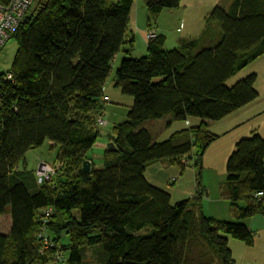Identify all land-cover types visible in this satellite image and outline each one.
<instances>
[{
	"label": "trees",
	"instance_id": "obj_1",
	"mask_svg": "<svg viewBox=\"0 0 264 264\" xmlns=\"http://www.w3.org/2000/svg\"><path fill=\"white\" fill-rule=\"evenodd\" d=\"M134 2L36 0L13 36L16 57L0 74V220L10 208L12 222L8 235L0 232V264H83L90 246L104 251V264H234L230 239L254 244L244 221L264 214V138L239 140L227 161L224 192L234 221L204 212L201 160L220 137L210 124L259 97L256 74L227 84L264 56V0H232L212 10L200 39L170 51L159 35L146 56L123 59L115 83L133 104L109 133L104 166L54 181L69 161L71 169L81 165L101 136L96 123L111 101L103 88L116 56L133 50L126 35ZM179 5L148 0L147 9L157 16ZM166 117L198 124L156 141L144 124ZM46 142L60 147L59 170L42 187L19 165ZM194 158V198L173 203L146 178L157 162L184 172Z\"/></svg>",
	"mask_w": 264,
	"mask_h": 264
},
{
	"label": "rangeland",
	"instance_id": "obj_2",
	"mask_svg": "<svg viewBox=\"0 0 264 264\" xmlns=\"http://www.w3.org/2000/svg\"><path fill=\"white\" fill-rule=\"evenodd\" d=\"M166 49L171 51L176 48H174V46L167 45ZM17 51L18 44L14 38H12L6 44V46L0 50V74L11 71ZM124 54L125 53L123 50L118 58L122 57L123 60L133 56L132 54V56H125L123 58ZM261 60L262 59L250 64L240 73H238L233 79H231L227 84L229 87H232L240 80H243L252 74L257 75L255 90L258 92L259 97L256 101L253 102L251 107L246 109L248 111H252V116L250 118H244L243 115L233 117L232 120H234V118L245 120H241L243 122L239 123L243 124L230 133H227L226 130L231 129L230 123L232 122V120H230V118L226 119V121L223 122L220 121L221 123L216 122L211 123L210 125V131L216 135H219L220 137L211 144L201 160V180L202 185L209 191L212 199L221 198L222 191L225 188L227 178V161L235 150L234 146L229 152L232 147V138L239 137L238 139L242 140L250 138L253 135H259L260 137L264 138V61ZM120 64L121 62L117 63V61H114L113 69L108 79L109 86L106 96H108L111 101L106 104L104 109L106 113L105 118L111 123V126L108 129L100 130L101 136L97 138L96 145L90 152H88L87 156L85 157V161L91 163V169L98 167L101 168L104 166L105 160L109 156L107 151L108 141H111V137L109 138V133L115 124L122 123L127 119V115L129 112V105L127 103V100L133 101L131 97L122 95L121 91L116 87V71L119 68ZM95 118L96 116L94 117V120ZM175 124H178L180 126L183 123L176 122ZM93 129L99 130L98 128H96L95 122H93ZM222 133L225 135H223ZM168 137L169 134H160L157 139H160L159 141H164L168 139ZM59 151L60 147H51V145L46 142L42 146V148L28 153L25 156L24 160L20 163L19 168L22 173L27 174V177H32L36 172L35 168L40 158L44 159L48 164L54 166L57 163V156L59 154ZM196 158L198 160V157ZM193 161L189 162L188 167L191 169V173H189L191 179L195 181V158ZM69 162L66 167H63L61 175L55 178L54 181L59 180L58 182L60 184H64L65 182H68L69 177L73 174V171L77 172V174L80 172V170L83 171L84 162L79 166H74L76 167L75 169H71ZM216 207L217 206L214 203H211L207 206L206 211L209 217L217 219L216 216H214L217 212ZM10 211L11 209L8 208L6 214L4 215L5 219L7 217H10ZM257 217L260 219H258V221L253 224L252 229L253 231H257L258 234L253 235L254 244L252 246H247L242 241L230 239V249L232 251L234 264H264V227H261V225L263 224L264 214H260ZM5 226L6 225H4L3 222V230H5ZM70 242L71 241L67 236H63V246L69 247L71 244ZM104 254V251L99 246L85 247L81 255L83 264H104ZM69 256L70 252H67V257Z\"/></svg>",
	"mask_w": 264,
	"mask_h": 264
},
{
	"label": "crops",
	"instance_id": "obj_3",
	"mask_svg": "<svg viewBox=\"0 0 264 264\" xmlns=\"http://www.w3.org/2000/svg\"><path fill=\"white\" fill-rule=\"evenodd\" d=\"M148 0H135L131 14H130V22L128 25V31L126 35V41H133V50L129 54H127L129 45L123 48L125 56H132V58H140L146 56L148 53V42L146 41L145 35L148 29L154 28L158 31L160 36L165 38L164 48L166 49L167 45L174 46V48L180 47L183 42L198 40L202 37L205 28L206 21L209 17V14L216 7H221L224 9H228L232 3V0H180V5L176 9L166 10L157 16H151L147 9ZM212 30L217 33V26L213 24L211 26ZM144 45V46H143ZM167 50V49H166ZM121 53V52H120ZM120 53L116 56L114 61L117 63L122 61V57L118 58ZM264 61V56L259 58ZM257 60V61H258ZM261 60V61H262ZM255 63V62H254ZM113 69V66H112ZM108 80L103 88L104 96L108 91ZM129 105V109L131 108L133 101L127 100ZM253 103L244 107L243 109L237 111L236 113L230 115L226 119L232 120L233 117H238L239 115H243L244 118H250L252 116V111H248L249 107H251ZM246 110V111H245ZM245 111V112H244ZM229 120V121H230ZM241 120L245 119H235L230 123L231 129H226L227 133L232 132L239 126H241L243 122ZM220 122V123H221ZM170 125L168 126V124ZM176 122H171L170 117H166L159 121H150L144 124V127L148 129L154 139H157L160 134H169V137L185 128H189L192 125L198 124L197 120H189L187 123H183L182 125L175 124ZM166 125V127H165ZM177 125V126H176ZM211 125V124H210ZM165 127V128H164ZM223 134V133H222ZM225 135V134H223ZM168 137V138H169ZM239 137L232 138V148L236 145V143L240 140ZM108 141V146H109ZM108 149V148H107ZM40 161H45L44 159H39L35 170L38 167ZM46 162V161H45ZM100 168V167H98ZM195 172V181L191 179L189 173H191V169L187 167L184 172H182L180 165L170 164L168 161L157 162L147 168L146 178L147 180L154 186L164 189L168 191L172 196V202L176 203L182 200L190 199L196 197V171ZM211 203H214L216 207V218L221 221H234V215L231 209V202L226 197L224 190L222 191L221 198L212 199L209 191H206V197L204 198V212L207 214V206ZM241 206H245L244 204H240ZM263 218V217H262ZM257 216L245 220L244 223L249 227L250 231L255 235L258 234L257 231H253L252 226L254 223L258 221ZM3 222L5 226V230H3ZM11 217L4 216L0 220V232L4 235H8L11 229ZM261 227H264V218L263 224Z\"/></svg>",
	"mask_w": 264,
	"mask_h": 264
},
{
	"label": "built area",
	"instance_id": "obj_4",
	"mask_svg": "<svg viewBox=\"0 0 264 264\" xmlns=\"http://www.w3.org/2000/svg\"><path fill=\"white\" fill-rule=\"evenodd\" d=\"M35 1L36 0H0V50L13 38ZM158 37L159 33L154 28L148 29L145 35L148 43L155 41ZM11 78L12 76L9 74L5 80L10 81ZM108 100V97L104 98L105 102ZM96 125L100 129H105L110 125V122L106 120L105 115H102L98 118ZM58 170L59 165L52 166L46 162H40L35 172L38 184L43 187L49 183L57 174ZM263 196L264 194H259V197ZM49 212L50 211H48L47 215ZM60 260L61 259H57L56 264H60Z\"/></svg>",
	"mask_w": 264,
	"mask_h": 264
},
{
	"label": "water",
	"instance_id": "obj_5",
	"mask_svg": "<svg viewBox=\"0 0 264 264\" xmlns=\"http://www.w3.org/2000/svg\"><path fill=\"white\" fill-rule=\"evenodd\" d=\"M112 146H113V144H109V146H108V150H109L110 147H112ZM83 171H84V172H90V171H91V163H90V162H87V161L84 162Z\"/></svg>",
	"mask_w": 264,
	"mask_h": 264
}]
</instances>
